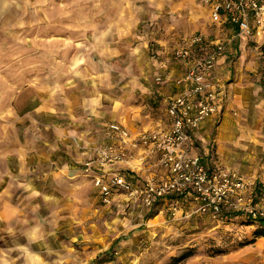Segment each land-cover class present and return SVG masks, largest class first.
Listing matches in <instances>:
<instances>
[{
	"label": "rangeland",
	"instance_id": "1",
	"mask_svg": "<svg viewBox=\"0 0 264 264\" xmlns=\"http://www.w3.org/2000/svg\"><path fill=\"white\" fill-rule=\"evenodd\" d=\"M226 30L211 23L201 0H0V211L12 215L0 221V252L9 264H170L186 251L192 256L179 264H264V238L238 247L256 224L232 215L215 219L197 212L193 201L146 207L120 196L104 205L85 172L84 201H36L23 186L36 182L28 172L38 166L68 164L81 174L95 149L112 142L108 123L144 131L147 123L164 121L160 98L151 93L153 75L163 73L160 63L173 67V50L194 35L231 41L230 57L254 55L252 87L264 107V44L238 50ZM257 104L254 115L262 113ZM235 107L233 117L246 124V110L241 120ZM257 128L264 144V129ZM67 131L74 134L63 139ZM239 134L237 157L244 165L246 138ZM194 146L203 160L227 168L215 131ZM78 150L86 153L81 165L74 160ZM127 153L122 166L140 178L165 176L154 156ZM59 236L67 243L63 252Z\"/></svg>",
	"mask_w": 264,
	"mask_h": 264
},
{
	"label": "built area",
	"instance_id": "2",
	"mask_svg": "<svg viewBox=\"0 0 264 264\" xmlns=\"http://www.w3.org/2000/svg\"><path fill=\"white\" fill-rule=\"evenodd\" d=\"M201 2L209 10L211 23L232 32L231 40L264 44V0ZM229 43L194 35L173 50V59L183 67V74L174 80L178 93L167 100L165 127L130 134L120 124L105 125L106 137L112 142L97 147L94 158L81 168L101 203L110 205L118 196L146 207L156 201H193L197 212L218 220L227 215L253 223L264 219V187L216 163L208 165L192 152L199 126L222 112L225 92L215 70ZM161 81V77L155 78L156 83ZM130 149L147 157L154 155L165 176L141 184L131 167H125L127 172L113 170L128 163Z\"/></svg>",
	"mask_w": 264,
	"mask_h": 264
},
{
	"label": "crops",
	"instance_id": "3",
	"mask_svg": "<svg viewBox=\"0 0 264 264\" xmlns=\"http://www.w3.org/2000/svg\"><path fill=\"white\" fill-rule=\"evenodd\" d=\"M228 35H232L230 30H226ZM220 40V39H218ZM238 41V44L235 43V47L238 45V50L241 47H245L247 43H253V41L243 40ZM244 42V43H243ZM254 44V43H253ZM232 49H228V54L222 57L217 64L215 70V77L217 82L220 86L223 87L225 95V103L223 105L222 112L217 117H211L205 120L198 128L194 135V143L196 144L198 141L203 142L205 145L208 142L209 136L215 131L216 132V142H218V152L221 158V164L226 166L228 169L238 173L240 176L244 177L245 179L254 181L257 186L264 187V144L263 140L259 139L263 131H258V125L262 128L264 125H261L262 121H264V107L263 102H260V98L254 97V90H253V79L256 77L255 68L257 64L254 59L253 54H249L246 52V57L241 55L239 58L230 57ZM238 59V60H237ZM174 66H166L162 63L157 68L161 70L163 73L156 72L154 76V82L156 77H161L162 81L160 83H156V87L152 93V96L160 98V106L163 108L164 114V121L158 122V124L154 126H150L148 123L146 124L144 131L158 129L165 127L166 124V104L167 100L174 95H176L179 91V88L174 84V80L177 79L179 76L183 74V67L176 62H173ZM254 74V75H250ZM231 77V78H230ZM232 79L233 82L231 84H225L228 80ZM245 83V84H243ZM159 84V85H158ZM240 86V89H238ZM246 94V102H245V95ZM156 95V96H155ZM256 102L258 103L256 106L261 108L262 113L257 115L253 114L252 104ZM240 106L241 111V120L244 118V111L246 110V124L240 123V120L236 117L234 118L232 115V111H239L237 107ZM253 124H251L252 119ZM224 119H226L224 121ZM116 123V122H115ZM109 124V123H108ZM125 126L129 131L137 132L140 131L139 129H130L127 125L123 123H117ZM222 124V126H221ZM132 125V124H131ZM240 125V126H239ZM105 126V125H104ZM155 127V128H154ZM130 132V133H132ZM238 132H240L241 137L246 138V153H243L241 156L246 164L242 165L237 157V150L236 147L240 146ZM84 133V132H81ZM61 134V133H60ZM71 131H67V133H62L64 135L63 139L67 138L70 135ZM133 134V133H132ZM239 134V135H240ZM71 135V136H72ZM107 138V137H106ZM108 139V138H107ZM109 140V139H108ZM105 141V140H104ZM254 142V143H252ZM105 143V142H104ZM259 146H263L262 148ZM192 152L196 153V146H194ZM221 150L225 151L226 153L221 152ZM263 150V151H262ZM140 151V150H138ZM262 153V154H261ZM77 159L74 158L75 162H79L81 165V161H84V152L77 151ZM205 154V153H204ZM154 155L149 156L151 158ZM155 157V156H154ZM27 158V157H26ZM24 158V161L25 159ZM156 160V158H155ZM209 165L210 163H215V161L211 162V160L206 161ZM74 169V168H72ZM113 170L124 172L126 168L117 165L113 167ZM160 172L164 173L161 169ZM241 171V172H240ZM80 170L74 169L71 170V166L68 164H64L62 167H56L47 169V167L38 166V169L35 170L33 173L28 172V174L33 175V182L32 186L30 187V180H27L23 183V186L28 188L30 191L33 192L36 201H84V196L82 194V185L84 184V175L81 173L79 174ZM127 172V171H126ZM165 174V173H164ZM89 179V182L92 186L91 179L89 176H85ZM137 181L141 184L148 182V179H142L138 175H134ZM148 177V176H147ZM146 177V178H147ZM163 176L158 177L161 178ZM26 184V185H25ZM28 185V186H27ZM93 188V187H92ZM94 189V188H93ZM96 191V189H94ZM97 197L98 193L96 191ZM120 197V196H118ZM118 197H115L114 202L117 200ZM98 200L99 197H98ZM10 210L7 208H2L0 211V221L4 222L11 218V214L9 213ZM58 251L63 252V250L67 249V243L65 240L61 239L59 236L58 241ZM43 248H46L43 246ZM57 246L50 247V252H55ZM61 250V251H60ZM36 253V252H33ZM60 261H54L49 264H59ZM0 264H9V260L7 258V253L0 252Z\"/></svg>",
	"mask_w": 264,
	"mask_h": 264
},
{
	"label": "trees",
	"instance_id": "4",
	"mask_svg": "<svg viewBox=\"0 0 264 264\" xmlns=\"http://www.w3.org/2000/svg\"><path fill=\"white\" fill-rule=\"evenodd\" d=\"M232 217H238V215H232ZM232 217H229L227 215L225 217V220H227L228 218H232ZM247 221L250 222L248 224L249 226L256 224L257 228L252 232L250 240L238 244L239 248H242V247H245V246L252 244L255 241V239L264 238V219H260L257 223H253L252 221H249V220H247ZM191 256H192L191 251H186L185 253L181 254L180 256L172 258L170 264H179Z\"/></svg>",
	"mask_w": 264,
	"mask_h": 264
}]
</instances>
